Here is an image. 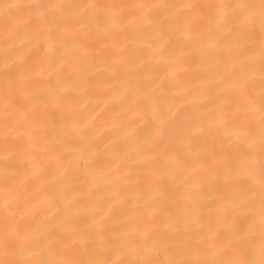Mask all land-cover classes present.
Instances as JSON below:
<instances>
[{
  "label": "bare ground",
  "instance_id": "6f19581e",
  "mask_svg": "<svg viewBox=\"0 0 264 264\" xmlns=\"http://www.w3.org/2000/svg\"><path fill=\"white\" fill-rule=\"evenodd\" d=\"M0 264H264V0H0Z\"/></svg>",
  "mask_w": 264,
  "mask_h": 264
}]
</instances>
